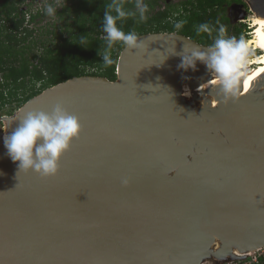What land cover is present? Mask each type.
Instances as JSON below:
<instances>
[{
	"label": "water",
	"instance_id": "95a60500",
	"mask_svg": "<svg viewBox=\"0 0 264 264\" xmlns=\"http://www.w3.org/2000/svg\"><path fill=\"white\" fill-rule=\"evenodd\" d=\"M139 38L141 49H123L117 80L74 77L5 118L10 135L28 112L50 113L60 103L83 130L52 178L19 173L0 146V264H204L247 257L234 249L264 248L259 129L250 132L247 122H236L242 145L226 155L232 171L221 177L212 171L215 164L202 168L190 161L174 176L159 167L182 160V148L174 147L178 131L183 135L174 106L183 104L200 120L180 103V91L210 71L201 62L183 69V56L212 46L176 32ZM221 216L228 224L218 222ZM217 240L221 249L214 250Z\"/></svg>",
	"mask_w": 264,
	"mask_h": 264
},
{
	"label": "trees",
	"instance_id": "16d2710c",
	"mask_svg": "<svg viewBox=\"0 0 264 264\" xmlns=\"http://www.w3.org/2000/svg\"><path fill=\"white\" fill-rule=\"evenodd\" d=\"M65 2L59 12L63 23L60 26L52 24V30L51 27L44 30L42 27H30L37 23L42 13L30 9L24 11L22 6L26 0H0V108L14 104L21 108L45 90L74 77L92 75L117 80L119 59L126 46L116 42L111 49H107L106 34L103 32L104 13L113 0ZM116 2L132 13L118 20V27L126 33L135 32L138 37L148 33L176 32L205 46H212L221 27L225 30V38H240L242 34L237 27L233 30L234 35L230 34L231 26L223 13L228 0L182 3L185 13L175 19L171 11L180 4H169L162 10L161 0H143L148 6L145 20L139 18L136 0ZM188 4L196 6L189 9ZM180 22H183L182 26L177 29L175 26ZM201 24H207L209 28L204 35L196 32ZM39 35H44V38L35 39ZM241 39L246 43L248 37L246 35ZM25 42H29L27 47L31 53H25ZM106 50L113 60L111 65L103 63L101 56ZM253 56L247 51L244 60Z\"/></svg>",
	"mask_w": 264,
	"mask_h": 264
},
{
	"label": "clouds",
	"instance_id": "9594fccd",
	"mask_svg": "<svg viewBox=\"0 0 264 264\" xmlns=\"http://www.w3.org/2000/svg\"><path fill=\"white\" fill-rule=\"evenodd\" d=\"M135 7L140 20H145L148 6L143 3V0H136ZM46 12L52 16L55 10L49 6ZM129 15L132 13L127 12L116 0L107 5L103 17L107 49H111L116 42H122L127 48L133 50L143 47V41L135 32L126 33L117 25L118 20H123ZM182 23H177L175 27L179 29ZM208 30L207 24H201L198 29L201 32ZM258 35L261 46H264V33ZM246 43L243 39L238 41L235 38H225V30L221 27L218 38L208 51L192 49L188 55L184 54L180 67L185 70H195L197 62L203 63L211 74H215L217 78L215 82L220 85L224 95L235 96L242 76L240 69L243 67V60L247 53ZM101 57L104 64L113 63L107 50ZM82 130L79 118L68 112L63 104L58 103L50 113L30 111L25 114L19 119L15 130L10 135L4 136V145L12 161L18 164L19 173L35 172L43 178H52L59 174L63 156L70 151Z\"/></svg>",
	"mask_w": 264,
	"mask_h": 264
},
{
	"label": "bare ground",
	"instance_id": "6f19581e",
	"mask_svg": "<svg viewBox=\"0 0 264 264\" xmlns=\"http://www.w3.org/2000/svg\"><path fill=\"white\" fill-rule=\"evenodd\" d=\"M252 2L257 8L251 10L253 13L251 21L253 36H251V39H249L246 45L247 48L252 47L254 50L262 49V54H264V46H261L260 36L258 35L259 33H264V0H255V2ZM255 64H262V66H256L254 69H250L249 65L254 66ZM240 71L242 76L239 80L237 94L232 97H226L224 95L220 85L215 82L217 78L214 73L205 75L202 78L204 82L201 81L196 85V82L187 83L181 88L180 92L183 101L180 103L192 102L193 99H197L198 97L204 98L202 99L201 106L205 105L206 107H210L208 114L212 118H206L203 114L204 112L201 110L199 120L195 114L189 113L183 104L182 106L177 104L174 106L178 114L175 120L176 125L183 131V135L180 136L179 131L176 135V137H180L178 148L185 149L186 143H193L196 147L200 146L201 149H199L203 153L197 155L196 148V155L192 157L191 162L196 161L195 163L202 168L205 165V167H208L215 164V168L212 171H214L215 175L217 174L216 177L222 176L219 174L221 171H225L226 173L232 171L228 167L232 165L226 155H235L238 151V145H242L243 138L240 134H235L236 122L243 123L245 121L249 124L250 132L259 129L264 134V55L262 57L256 55L252 62L250 59L248 61L246 59L243 60V67ZM212 131L215 132L212 133ZM7 134L8 132L5 135ZM3 143L4 140L0 146ZM180 158L179 156L178 159L174 158L167 162L171 169L173 166L178 165L177 167H179L177 171L172 170L173 176L180 169L187 166ZM222 213L223 211H221L220 215ZM223 217H225V220H222ZM229 220L230 218L221 216L218 222L220 224H228ZM254 252L251 251L248 254H244L238 249H234L233 254L242 257Z\"/></svg>",
	"mask_w": 264,
	"mask_h": 264
},
{
	"label": "rangeland",
	"instance_id": "374dc122",
	"mask_svg": "<svg viewBox=\"0 0 264 264\" xmlns=\"http://www.w3.org/2000/svg\"><path fill=\"white\" fill-rule=\"evenodd\" d=\"M162 2V10L164 9V7L166 5H178L180 4V6H176L172 9L171 13H172V17L173 19H175L176 17H178L180 14H184L185 13V10L182 9V3H193V2H197V0H161ZM252 1L251 0H228V3H226L224 5V11L223 13L225 14L226 18H228L229 20V23H230V28H231V35H234V28H239L242 30V34H241V37L238 38V37H233L235 38L236 40H241V38L243 36H246L248 37V40L251 39V36H253L251 33L252 31V25H246L245 23H249V24H252V16H253V13L251 10H254V7H253V4H251ZM66 4L65 0H26V3L23 4L22 6V9L24 11H28L29 9L34 11V12H38V11H41V17L38 18V21L36 24L34 25H30V27H36V28H40L42 27L41 29H44L46 30L47 27H51L50 30L53 29L52 27V24L53 25H57V26H60L63 22L61 21V18H60V15H59V12L62 11L64 5ZM53 7L54 10H55V13L54 15L52 16H49L46 12V9L47 7ZM187 8H195L194 6L196 5H192V4H188L186 5ZM46 13V15H45ZM198 28V27H196ZM252 28V29H251ZM250 31V33L248 32ZM42 32V30L40 31V33ZM196 32L199 34V35H204L203 33L204 32H201V31H198L196 29ZM38 35V34H37ZM44 35L42 36H37V38L35 37V39H40L42 38ZM46 37V36H45ZM44 38V37H43ZM247 44V43H246ZM25 47H24V51L25 53H31V50L29 51V48L27 47L29 45V42H25L24 43ZM259 50V49H258ZM247 51H250L254 56L252 58H248L250 59V61L252 62L254 59V57L259 56V53L257 51L254 50V48L252 47H249L247 48ZM248 59H246L248 61ZM250 66V69H252V65H249ZM1 77V76H0ZM204 82V80H200L198 82L195 83L198 84L199 82ZM194 85V84H193ZM19 93H21L19 91ZM264 98V97H263ZM202 99L204 98H195L192 100V102H189L188 100V105H189V108L196 114H201V110L202 112H204L203 114L205 115L206 118H212V116H210V114H208V110L210 107H206L205 105L204 106H201L202 105ZM1 106V104H0ZM21 108H19L18 104H14V105H6L4 106L3 108H0V141H2V138L4 140V136L6 134V130H7V121L5 118H10V117H13L15 116L19 110ZM200 110V111H199ZM215 132V131H212V133ZM215 134V133H214ZM178 141L179 140H176L175 142V146H178ZM186 148L185 149H179V153L180 155L182 156V161H184L185 163H189L190 161H192V157L194 155H196V152H197V155L200 154V153H203L200 151V146H197L193 143H189V144H185ZM181 147H184V146H181ZM197 148V150H196ZM200 148V149H199ZM203 149V148H202ZM196 150V152H195ZM178 166V165H177ZM177 166H173V168L171 169L170 166L168 167L166 161L165 162H160L159 163V167L163 168V170L165 171V174L167 175H172L173 174V171H177L179 169V167ZM177 167V168H176ZM173 170V171H172ZM221 247L220 243L217 242L216 245L213 247L214 250L216 249H219ZM257 257H262L260 258V261H258V263H255L254 260L255 258ZM234 261L232 259L231 256H228V257H220L219 259H215V258H210V259H207L204 264H233ZM239 261V263H242V264H264V248L261 249L260 251H257V252H254L252 254H250L249 256L247 255V257H245L244 259H241V260H237V262Z\"/></svg>",
	"mask_w": 264,
	"mask_h": 264
},
{
	"label": "built area",
	"instance_id": "2783aa9c",
	"mask_svg": "<svg viewBox=\"0 0 264 264\" xmlns=\"http://www.w3.org/2000/svg\"><path fill=\"white\" fill-rule=\"evenodd\" d=\"M261 250V249H260ZM260 250H257V251H260ZM257 251H255V252H257ZM249 256V255H248ZM260 258H262V257H257V258H255V260H254V262L255 263H258V261H260ZM233 262V264H242V263H239V261L237 262V260H234V261H232Z\"/></svg>",
	"mask_w": 264,
	"mask_h": 264
},
{
	"label": "snow or ice",
	"instance_id": "6c2138e0",
	"mask_svg": "<svg viewBox=\"0 0 264 264\" xmlns=\"http://www.w3.org/2000/svg\"><path fill=\"white\" fill-rule=\"evenodd\" d=\"M247 87V85H245Z\"/></svg>",
	"mask_w": 264,
	"mask_h": 264
}]
</instances>
